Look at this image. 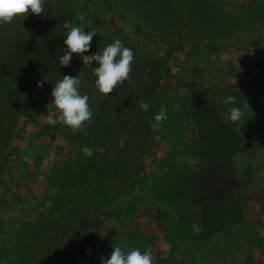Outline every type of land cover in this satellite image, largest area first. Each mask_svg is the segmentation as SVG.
Returning <instances> with one entry per match:
<instances>
[{"label":"rangeland","instance_id":"rangeland-1","mask_svg":"<svg viewBox=\"0 0 264 264\" xmlns=\"http://www.w3.org/2000/svg\"><path fill=\"white\" fill-rule=\"evenodd\" d=\"M124 1L46 0L43 16L0 25V264H98L82 253L95 222L100 264L116 246L151 249L152 264H248L253 247L252 264H264V0ZM64 21L96 33L86 56L115 39L131 48V81L105 96L95 62L85 68L74 54L61 66ZM65 75L78 77L93 111L75 132L46 122L49 91ZM162 107L167 119L153 128ZM233 107L251 138L244 146ZM215 164L244 181L246 221L202 240L192 226L215 206L194 205L193 174Z\"/></svg>","mask_w":264,"mask_h":264},{"label":"clouds","instance_id":"clouds-1","mask_svg":"<svg viewBox=\"0 0 264 264\" xmlns=\"http://www.w3.org/2000/svg\"><path fill=\"white\" fill-rule=\"evenodd\" d=\"M45 3L46 0H0V25L11 24L15 19L25 21L29 15L43 16ZM64 28L67 29V35L63 42L67 47L64 49V55L59 57L61 66L69 67L74 54L82 57L85 68L95 62L97 65L94 68V75L97 77L95 85L98 91L105 96L112 94L125 81H131L135 54L131 48L124 46L121 40L115 39L97 54L86 56L84 54L91 50V42L96 33L86 32L85 28L74 26L71 21H64ZM45 82L46 80L38 82V87L43 88ZM79 85L78 77L73 78L68 75L55 83L51 93L54 103L47 106L46 122L48 125L55 126L60 123L75 132L82 130L85 124L91 123L93 111L89 104V97L80 94ZM234 102V96H228L225 99L226 104ZM138 103L143 111L149 110L150 106L144 100ZM53 108L56 111H52ZM242 116V109L233 107L230 109L228 119L238 122ZM166 119L167 109L162 107L154 117L155 122L151 126L158 128ZM124 139L120 141L121 147L124 146ZM81 151L89 158L93 155L89 147L85 146ZM192 229L195 234L203 231L202 226L198 224H194ZM152 261L151 249L142 252L136 248L125 252L121 247L116 246L104 264H152Z\"/></svg>","mask_w":264,"mask_h":264},{"label":"trees","instance_id":"trees-1","mask_svg":"<svg viewBox=\"0 0 264 264\" xmlns=\"http://www.w3.org/2000/svg\"><path fill=\"white\" fill-rule=\"evenodd\" d=\"M172 36H179L182 40V31H174ZM186 47L185 43H180L177 47L169 49V56H173L174 52L184 50ZM224 48L223 45H208L207 50L209 52H216ZM263 67V66H262ZM260 68V66H259ZM264 68V67H263ZM264 72V70H259ZM258 71V72H259ZM259 72V73H260ZM164 74L166 77H173L170 69H165ZM202 95H208V88H191ZM52 89L49 91L51 92ZM48 93V94H49ZM149 122L153 124V116H149ZM233 124L240 130L243 135L244 141L247 143L251 140L248 136L247 131L241 126L240 122H233ZM154 131V130H153ZM157 135V132H154ZM247 166V165H246ZM251 174V173H249ZM245 184L244 181L235 172L233 165H211L206 169L194 172L193 174V203L198 207H205L207 204L215 206L213 213H205L201 221L202 228H207V231H202L199 236L202 240H208L213 236L234 228L246 221L244 213L245 204ZM95 232L91 234V238L87 239L86 246L82 251L83 256L88 251L92 253L91 260H97L98 264L102 262V258H97L99 251H105V240L99 235L101 223L95 222ZM3 226V221L0 218V228ZM100 246V247H98ZM250 247L249 252V263L252 264L253 250ZM252 250V251H251ZM250 251L252 253H250ZM3 256V252L0 250V258Z\"/></svg>","mask_w":264,"mask_h":264},{"label":"crops","instance_id":"crops-1","mask_svg":"<svg viewBox=\"0 0 264 264\" xmlns=\"http://www.w3.org/2000/svg\"><path fill=\"white\" fill-rule=\"evenodd\" d=\"M232 1H235V0H232ZM124 3H125V6H127L129 3H130L131 5H133V3H132L131 1H127V0H125ZM151 5H153V3H151L149 6H151ZM133 6H134V5H133ZM139 8H140V7L137 6V8H136L137 11H138ZM132 9H133V7H132ZM176 31H177V30H176ZM218 45H219V44H218ZM220 45H222V44H220ZM223 46H224V45H223ZM224 48H225V46H224ZM224 48H222V49H224ZM222 49H220V50H222ZM259 66H261V65H259ZM259 66H258V70H259ZM258 73H259V72H257V73L255 74V76H256ZM258 75H259V74H258ZM255 76H254V77H255ZM254 77H253V78H254ZM255 78H256V77H255ZM255 78H254V79H255ZM203 96H205V95H203ZM222 120H224L223 117H222ZM224 122H225V121H224ZM236 132H238V131H236ZM239 132H240V131H239ZM236 134H237V137H238L239 141L243 143L242 146H244L245 141H244V138H243L242 133L240 132V133H236ZM252 138H253V137H252ZM239 145H241V144H239ZM250 150H251V149H250ZM250 150H248V152H249ZM247 154H248V153L243 154V156L246 157ZM242 160H243V162H244V159H242Z\"/></svg>","mask_w":264,"mask_h":264}]
</instances>
